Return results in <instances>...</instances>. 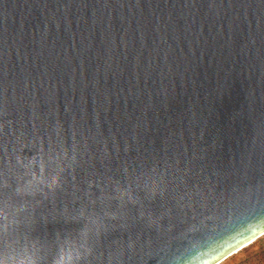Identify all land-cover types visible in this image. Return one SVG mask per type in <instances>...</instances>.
Wrapping results in <instances>:
<instances>
[{"label": "water", "instance_id": "obj_1", "mask_svg": "<svg viewBox=\"0 0 264 264\" xmlns=\"http://www.w3.org/2000/svg\"><path fill=\"white\" fill-rule=\"evenodd\" d=\"M5 141L12 184L37 190L0 203V219L18 229L14 258L26 244L16 222L43 218L50 205L36 202L38 189L75 156L78 179L95 181L87 195L86 185L76 193L77 206L111 194L108 177L124 176L125 162L148 172L159 161L169 196H183V208L169 200L173 215L162 223L174 227L164 243L147 230H117L94 250L99 264H198L208 237L264 221V0H0ZM3 159L0 150V166ZM61 175L66 188L77 183ZM93 208L116 210L109 201ZM63 229L49 221L45 238L67 237L64 264H77L78 237ZM127 238L136 239L131 249Z\"/></svg>", "mask_w": 264, "mask_h": 264}, {"label": "snow or ice", "instance_id": "obj_2", "mask_svg": "<svg viewBox=\"0 0 264 264\" xmlns=\"http://www.w3.org/2000/svg\"><path fill=\"white\" fill-rule=\"evenodd\" d=\"M3 8L6 9L7 5L5 4ZM34 139L39 140L43 149L51 150L50 142L46 143L43 137ZM0 150H2L5 158L2 166H0V203H6L10 199V194L21 198L26 195L36 198L37 190L26 194L17 190V186L12 184L10 180L11 161L6 159L9 155L7 141L0 144ZM157 167H159V161L153 160L148 172H145L142 168L125 162L121 166L124 176L114 181L112 177H108L113 188L111 194L100 191L94 199L89 196L87 202L77 206L76 202L81 200V197L76 193L86 185L87 187L83 190L84 194L87 195L95 181L86 175L78 179L75 156H73V160L67 169L64 166L58 169L47 183V187L38 189L41 195L36 202L47 201L50 205L44 212L43 218L40 215H33L16 222L18 226H22L25 233L24 239L28 255L24 259L33 261L34 264H51L53 257H58V246L61 242L59 233L51 239L45 238L44 229L49 221L63 225L64 231L73 233L78 237L82 251L80 250V255L76 259L77 264H99L98 257L94 256V250L105 248L107 243L112 241L113 235L118 237L119 232L117 230L128 231L132 228L139 229L141 232L147 230L148 233L155 235L158 242L164 243L166 235L174 227L173 223H168L167 226L162 223L165 217L170 218L173 215L169 200L174 199L180 208H183L184 205L180 203L183 196H169L165 176L155 173ZM62 172H67L71 180L77 183H73L71 188H66L64 177L61 175ZM96 187L101 188L102 186L97 185ZM121 191L132 194L124 199L120 195ZM97 201L115 202L116 210L101 209L96 211L93 208L89 211V205H95ZM17 230L10 229L6 216L0 219V256L7 258L11 233ZM135 243L136 239L127 238L124 248L131 249ZM147 243L151 244L153 240L149 238ZM124 248L113 250L111 252L112 257L121 256Z\"/></svg>", "mask_w": 264, "mask_h": 264}, {"label": "clouds", "instance_id": "obj_3", "mask_svg": "<svg viewBox=\"0 0 264 264\" xmlns=\"http://www.w3.org/2000/svg\"><path fill=\"white\" fill-rule=\"evenodd\" d=\"M16 163L22 168H28V165L24 163L19 155L16 156ZM24 175H27V172H25ZM34 175L35 173H33V176ZM17 190H21L20 185L17 186ZM256 224L257 226L255 227L254 231L251 228H247L238 236L234 234H225L208 237L205 241L202 242L201 245H199V247L202 248V251L200 252V259L198 264H241L237 257L240 256L241 252L246 251L245 248H240L239 251L232 253L231 255L224 254V249H226L228 245L237 247V240H239L240 243H244L245 241H247L248 249H264V221H257ZM72 244L75 247L76 255L74 259L76 261V259L80 255L81 245L75 239ZM68 247H70V241L66 237L61 240L58 246L59 255L58 257H53L51 264H64V254ZM15 251L18 253V258H14L11 255L13 251L10 250L9 246L7 258L0 256V264H34L33 261L24 259V257L28 255V249L26 245H23L22 248L15 249ZM228 251H231V249L229 248ZM262 264H264V262H262Z\"/></svg>", "mask_w": 264, "mask_h": 264}, {"label": "rangeland", "instance_id": "obj_4", "mask_svg": "<svg viewBox=\"0 0 264 264\" xmlns=\"http://www.w3.org/2000/svg\"><path fill=\"white\" fill-rule=\"evenodd\" d=\"M247 243L248 242H244L226 255H231L232 253L239 251L240 248H245L246 251L241 252L240 256L237 257L241 264H262V262H264V249H248Z\"/></svg>", "mask_w": 264, "mask_h": 264}]
</instances>
